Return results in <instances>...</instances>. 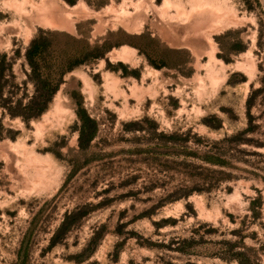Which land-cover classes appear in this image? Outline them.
I'll list each match as a JSON object with an SVG mask.
<instances>
[{"label":"rangeland","instance_id":"obj_1","mask_svg":"<svg viewBox=\"0 0 264 264\" xmlns=\"http://www.w3.org/2000/svg\"><path fill=\"white\" fill-rule=\"evenodd\" d=\"M0 264H264V0H0Z\"/></svg>","mask_w":264,"mask_h":264},{"label":"trees","instance_id":"obj_2","mask_svg":"<svg viewBox=\"0 0 264 264\" xmlns=\"http://www.w3.org/2000/svg\"><path fill=\"white\" fill-rule=\"evenodd\" d=\"M53 94H54V90H52L51 92H48V93H46V96H44V101L42 102V106L39 108H32L33 109V111H38V112H41V111H43L45 108H46V106H47V104H48V102L51 100V98H52V96H53ZM42 97H43V94H40ZM39 96H38V94H34L33 96H32V98L30 99V104H34V102L36 101V99L38 98ZM34 114H30V116H33Z\"/></svg>","mask_w":264,"mask_h":264}]
</instances>
